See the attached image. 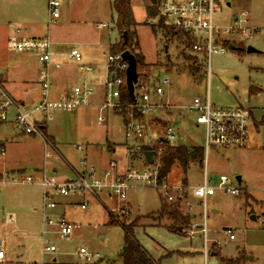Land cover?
<instances>
[{"label":"rangeland","instance_id":"rangeland-1","mask_svg":"<svg viewBox=\"0 0 264 264\" xmlns=\"http://www.w3.org/2000/svg\"><path fill=\"white\" fill-rule=\"evenodd\" d=\"M113 1L63 0L61 17L52 23L49 0H0V72L11 71L20 56L9 50L8 37L18 28H27L34 34L48 36L52 48H55V42H66V53L78 50L84 62L91 63L105 77L108 56L116 54V47L121 42ZM218 2L215 22L220 27L234 26L235 17L241 20L243 14L248 16L251 27H264V0ZM151 7V0H131L132 19L138 25L141 51L151 65L148 83H139L135 95L137 99L144 87L157 104L156 109L143 119L151 142L156 135L154 131L160 134L156 123L161 122L174 129L176 145L203 146L204 130L197 126L196 114L187 107L195 96L206 98L209 95L213 106L243 107L251 111L252 125L247 146L213 149L207 161L204 159L203 167L193 164L187 174L178 164L175 165L167 179L173 188L171 193L175 194L179 187L188 192L179 202H168L165 195L154 188L134 186L128 191L126 202L110 201L105 196L99 202L87 196L90 202L87 210H81L77 204L70 205L64 219L79 225L80 229L71 241L50 237L58 247L57 254L51 257L42 254L43 245L48 240L42 237L44 189L40 181L43 169L48 170V178L55 169L59 180H64L74 177L72 168L80 171L94 166L100 174L109 169L111 160L119 158V166L127 163L120 168L123 171L133 163L130 156L129 161L125 157V149L129 150L128 146H134L135 142L126 140L122 112L101 110L102 92L96 102L77 111L50 115L45 131L48 142L40 135H24L14 126L0 125V144L3 142L6 149L0 154V241L5 242L7 253L2 264H8L9 260L13 264H86L76 255L82 247L98 256V262L94 264H120L119 254L125 237L122 223L137 226L135 239L154 260L153 264H223L222 259L233 262L240 259V264H264V39L261 34H255L248 41L234 36L236 49L228 48L226 54H213L210 58L198 57L197 63L202 65V70L198 77H193L185 68L187 64L176 39L168 45L170 59H167L164 34L150 25L155 17L150 13ZM100 25L105 27L100 28ZM248 48L255 51L248 53ZM28 63L31 68H38L34 55L28 57ZM165 76L170 78L171 85L165 88L162 97H158L153 83ZM15 84L14 92L25 93L21 79H15ZM34 104H27L26 108L29 110ZM100 116L104 118L102 123L98 122ZM34 118L40 120L42 117L35 115ZM108 143L117 148L116 156L112 157L108 152ZM79 146L83 151L78 149ZM95 146L98 152L93 149ZM152 146L161 147L158 143ZM46 147L52 152L51 160L45 155ZM136 163L146 168L143 162ZM222 175L231 180L238 195L231 196L217 190L208 199L206 257L201 233L205 223L203 203L190 194L189 188L203 185L205 179L210 186L218 187ZM29 176L35 184H21V180ZM184 180L188 184L182 186ZM71 197L74 196H56L58 207L48 211L47 215L57 222L62 217L66 200ZM74 200L80 202L83 197L79 195ZM162 203H178L180 211L190 215L189 224L183 226L181 235L167 230L175 225L169 216H154ZM124 209L126 212L123 213ZM193 214L196 215L194 218ZM193 224H196L195 228ZM190 231L195 234L191 235ZM228 231L235 236L234 240L230 239ZM55 258L56 262H53Z\"/></svg>","mask_w":264,"mask_h":264},{"label":"built area","instance_id":"built-area-1","mask_svg":"<svg viewBox=\"0 0 264 264\" xmlns=\"http://www.w3.org/2000/svg\"><path fill=\"white\" fill-rule=\"evenodd\" d=\"M63 0H49V17L50 22L56 23L61 17V7ZM218 0H156L155 7L157 15L152 19L150 25L156 26L162 24L167 29L174 30L184 38L180 44V53L192 55L196 58L204 56L210 58L213 54H226L228 48L234 47L233 37L240 36L246 41L252 39L255 34H261L264 39V27H251L250 21L246 14L243 19L235 20L234 26L220 27L215 22V13ZM101 28L105 25H100ZM188 38L191 45L188 46ZM53 43L45 38H11L8 40V48L14 53H30L34 55L41 65L38 83L40 85L39 99L27 109L26 105L15 99L3 86L0 80V122H12L14 127L24 135H40L43 137V128L41 123L46 122L47 118L53 113L74 112L78 109L88 106L96 93L95 87L85 81L74 86L70 91L54 97L52 94L51 73L52 68L60 69V63L53 62ZM69 58L78 64L79 70L83 76L93 74L96 68L84 62L83 55L78 50H72ZM107 75L105 78V87L107 90L101 110L117 109L122 112L123 106L120 103L121 87L126 84V75L128 64L123 61L122 53L110 54L108 56ZM171 85L169 77L165 76L155 83L154 92L158 97L165 94V88ZM142 87L140 96L135 100L133 105L127 107L128 120L125 122V137L127 141H134L135 145L130 146L127 150L128 156L133 160L125 170L121 171L118 160L110 162L109 169L102 174H98L91 167L88 171L77 174L72 180L65 182H55L43 174L40 181L44 189V221L42 237L48 239L45 241L42 254L51 256L57 254L58 247L50 240V237L56 236L61 240L71 241L75 232L80 226L67 222L60 217L57 222L47 215L48 211H54L58 207L55 200L56 196L69 197L81 195L84 202L81 204V210H87L90 202L86 198L92 196L98 201L102 196L107 195L111 200L118 199L126 202L128 191L134 186H145L154 188L165 195L168 202L181 201L187 192L184 187L176 188L175 194L171 193L173 189L167 182L168 176L161 177V165L158 156L162 153V147L154 157L152 165L146 161L142 155V148L146 145L154 149L158 143L162 146V140H166L171 146H177V135L172 127H168L165 136L154 131V141L151 142L150 136H147V124L143 121L157 107V104L151 99L150 94ZM139 91V90H137ZM136 96V95H135ZM134 109L142 119L135 117ZM188 110L196 114V124L204 130V154L207 161L209 153L213 149H242L245 148L249 141L250 129L252 125V113L249 109L238 108H219L213 106L210 102L209 95L203 98L201 95L195 96ZM35 115L42 118L36 120ZM104 121L103 116L98 118V122ZM45 141L47 139L44 137ZM145 140L146 143L143 144ZM82 150V147H79ZM141 157V158H139ZM142 159V160H141ZM141 160V161H140ZM136 161L143 162L146 168H142ZM13 181H16L14 179ZM21 184H35L32 177H26L21 180ZM184 186V185H182ZM217 190L236 196L238 190L231 186V180L222 175L218 187L210 186L207 179L204 184L189 188V192L195 198L202 201V212L205 223L201 233L205 241V255H208L207 248V229L206 219L208 212V199L216 194ZM126 212L125 209L123 213ZM192 227H196L193 224ZM191 235L195 231H190ZM231 240L235 236L228 231ZM79 259L86 264L98 262V256L90 253L82 247L76 253ZM56 259V258H55ZM54 259V260H55ZM6 260V252L0 241V264ZM53 260V262H54Z\"/></svg>","mask_w":264,"mask_h":264},{"label":"trees","instance_id":"trees-1","mask_svg":"<svg viewBox=\"0 0 264 264\" xmlns=\"http://www.w3.org/2000/svg\"><path fill=\"white\" fill-rule=\"evenodd\" d=\"M153 7L150 8V13L152 16L157 15V9L155 7L156 0H151ZM113 9L116 13V27L118 31L121 33V42L116 47V53H123L125 51H130L137 60V71L139 74L138 84L144 82V84L148 83L149 75L151 73V65L146 62V57L143 55L141 51L140 42L137 35V24L134 23L132 19L131 12V0H114L113 1ZM160 30L164 34V38L166 39V45H170V42L176 39L178 44H182L184 38L179 36L177 32L171 29H167L162 24L159 25ZM126 34V37H125ZM188 46L192 43L188 38V42H186ZM181 56L186 62V70L193 77H198L202 70V65L197 63V58L192 55H187L185 53H181ZM138 84L135 88H137ZM120 103L123 106L122 114L124 123L128 120V110L127 107L134 104V100L130 96L128 91L127 84H124L121 87L120 93ZM135 117L138 119H142L140 115L137 114V111L134 109ZM157 126H159L160 135L165 136L167 131V125L165 123L157 122ZM45 126V122L41 123V127ZM44 131V130H43ZM162 153L158 156L161 169L160 174L161 177L169 176L172 168L175 165H179L182 171L187 174L191 165L198 164L200 167H203L205 154L202 146H192L188 147L186 145H177L171 146L169 144H162ZM149 151L158 152V148H142V155ZM187 180L183 181L182 185H186ZM180 201V200H179ZM178 201V202H179ZM180 205L172 204L167 205L162 203V207L160 211L154 215L156 218H163L164 216H169L175 225L167 227V230L173 234L181 235L183 232V226L189 224L190 215H185L179 209ZM153 217V216H151ZM150 217V218H151ZM115 221V220H114ZM117 222V221H116ZM113 223V222H112ZM125 237H124V246L121 249L119 257L121 259L120 264H153L154 260L147 254V252L137 243L134 232L136 225H127L126 223L121 224ZM223 264H240L241 260L237 261H227L222 259ZM118 264V263H111Z\"/></svg>","mask_w":264,"mask_h":264},{"label":"crops","instance_id":"crops-1","mask_svg":"<svg viewBox=\"0 0 264 264\" xmlns=\"http://www.w3.org/2000/svg\"><path fill=\"white\" fill-rule=\"evenodd\" d=\"M63 3L64 2L62 1V4ZM45 37L49 38L48 36H40V35L34 34L31 29L26 28L23 30L21 28H18L15 31L14 35H12V36L10 35L7 40H9L11 38H45ZM65 43L66 42H62V41L55 42L54 43L55 48H52L53 49V62L61 64L60 69L52 68L51 85H52L53 96L58 97L60 94L70 91L74 86L81 84L85 81H88L96 89V93H95V95L92 98L90 103L96 102V98H97L98 94L101 92H102V94H104V96H103V101H104L106 94H107V90L105 87V78H106L107 72H106L105 77H103V74L100 71L97 72V70H96V72L98 74H96V72H95L93 74L87 75L86 77L83 76L79 70L78 64L73 62L69 58V54L65 52V48H64ZM115 43H113V44H115ZM113 44H111V45H113ZM111 45L109 46V48L111 47ZM31 56L33 57V55L30 53L20 54L18 62H16L14 64L11 71L9 70L6 72H3V71L0 72V80L3 84V86L6 88V90L12 96H14L18 101L22 102L24 105H27V104L29 105V104L35 103L39 99V95H40V85L38 83V78H39V74H40L41 65L38 62V68L37 67L31 68L29 63H28V57H31ZM85 63L92 65L91 63H88L86 61H85ZM106 70H107V68H106ZM31 71H33V73ZM15 79H21L22 80V85L26 88L25 93L19 94V93L14 92L15 85H16ZM5 124H8L9 126H12V127L14 126L12 122H8V123L0 122V125H5ZM43 130H44L43 131V138H44L45 137V131L47 130V123L46 122H45V126L43 127ZM32 136H36V135H32ZM79 147H78V149H79ZM128 147H130V146H128ZM0 149H2V151H1L2 153L0 152V154H3L6 151L5 144L3 142H1V144H0ZM93 149H95L97 152L99 151L97 146H95V148H93ZM49 150H50L49 148H47V147L45 148V155H46V157H48V160H51L52 159V158H50V152L51 151H49ZM107 150L109 153L112 154V157L116 156L117 148L115 146L108 143L107 144ZM80 151H83V148ZM125 151H126V153L124 155L128 159L129 156H128L127 148L125 149ZM48 160H46V161H48ZM113 160L119 161V158H115ZM128 161H129V159H128ZM125 164H127V163H123L122 165H120V168H122ZM91 167H93L95 169L94 166H91ZM90 168L87 167V169H82L80 171L72 168V170L74 172V177H76L77 174L88 171ZM4 170H7V169H4ZM104 171H102V173ZM48 173L49 172L45 167L43 169L42 175L45 174L46 176H49ZM57 173H58L57 170L54 169V171L50 174L51 176L49 179H51L52 181H55V182H65V181H69V180L74 179V177H73V178H67L64 180H59L60 178L57 176ZM102 173H100V174H102ZM186 184H188V182ZM104 196L107 197L110 201H112L107 195H104ZM76 197L77 196H74L73 198L71 197V199L68 198L66 200L65 207L63 210V214H62L63 218L66 216V209L68 207H70V205L72 206V205L77 204V205H80V207H81V204L84 202V199L81 200L80 202H77L74 200V198H76ZM99 202H101V199ZM195 216L196 215L193 214L192 218H194ZM2 245H3V248L5 250V242H2ZM5 252H6V250H5ZM212 255H216V254L212 253ZM6 257H7V253H6ZM6 263L13 264V262L11 260H9Z\"/></svg>","mask_w":264,"mask_h":264},{"label":"water","instance_id":"water-1","mask_svg":"<svg viewBox=\"0 0 264 264\" xmlns=\"http://www.w3.org/2000/svg\"><path fill=\"white\" fill-rule=\"evenodd\" d=\"M236 19H237V17H235V20ZM125 37H126V34H125ZM234 49H236V48L231 47V50H234ZM168 51H169V46L166 45L165 46L166 57H167V59H170V54L168 53ZM254 51L255 50L253 48L247 49L248 53H252ZM122 59L124 62H126L128 64L127 75H126V84H127L130 96L135 101L136 100L135 87L139 81V74L137 71V60H136V57L130 51L123 52L122 53ZM162 142L167 143V141L164 139L162 140ZM155 155H156L155 151H149L145 154L146 161L149 165L153 164ZM237 180L239 181V183H241L240 177H238ZM54 262H56V260H54Z\"/></svg>","mask_w":264,"mask_h":264}]
</instances>
